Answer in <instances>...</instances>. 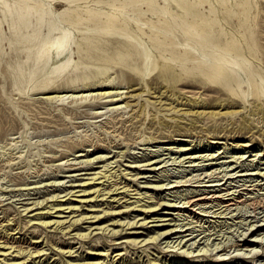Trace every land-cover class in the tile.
Returning <instances> with one entry per match:
<instances>
[{
    "label": "rangeland",
    "instance_id": "1",
    "mask_svg": "<svg viewBox=\"0 0 264 264\" xmlns=\"http://www.w3.org/2000/svg\"><path fill=\"white\" fill-rule=\"evenodd\" d=\"M2 1L14 6H18L19 3H23L22 0ZM25 1L31 3L33 0ZM41 1L42 9L45 12L44 21L42 22L40 29L42 35L47 31V18L49 16H52V21L55 26L60 27L62 30L64 29L66 31H69L70 38L73 40L75 39L76 41H80L82 36L88 35L97 36L95 40H98V38H100V40H110L109 43H111V40H116L114 36H123L121 34L113 33V31L118 28L117 30L126 32L130 36H136L135 39H137L136 41L140 42L141 47L150 49L152 52V56H150L155 58V63L157 65L152 70L150 69V65L152 68V64H150L149 67L145 66L143 68V72H147V74H144V76H142L141 74L135 73L132 69H130L129 65L121 64L118 56H116L115 50L110 47L109 43L108 45L102 43L100 49H91L89 53H83V55L79 59L80 66H83L82 69L88 73H95V77H93L92 75L91 79L88 78L84 81L79 80L71 86H66L64 83H62L56 94H66L64 95L65 98L63 97L64 100L63 98L62 100H60L59 97L47 98V96H49V94H52L53 92L48 93L41 90L32 89L30 87V83H26L25 81H14V76H16L18 72V68L16 67V65H18L20 61L25 59V53L23 50H16L15 43L11 42V40L14 39L10 38V36H14L12 34V28H10L8 21L2 18V14L0 12V220L4 219L7 215L9 217H14V221H12L13 223H18L9 224L7 227L9 232L18 231L17 233L13 234L15 240L11 238L8 244H11V242L14 241V245L20 244L24 247H31L30 249H44V254L35 258L36 260L40 258L41 262L45 261L43 263L40 262V264H53L57 260H61L62 262H60L64 264V259L71 260L72 256H68V253L62 256V254L58 251V246L61 250V248H68L70 243L74 245L73 250H76L73 253L76 254V256H73V259L71 261L73 262L72 264H75L76 262H92L98 260V262H100L102 258L104 260H102V264H132L137 260H140V263L144 264L147 262L143 261H145L146 259L148 260V257L157 255L162 260H165V264H264L263 207L254 209L252 206L246 203H239V207L236 206L238 209H235V206H232L234 209L232 208V210L228 211L224 210L226 211V214L224 211L221 212L224 207L218 209V205L214 206L215 202L212 203L211 201L207 202L209 205L206 203L208 206L206 204H204L205 206L203 205L200 207L199 204L194 206L190 205V208L183 207V209L181 208V210L180 208L166 205L173 203L176 204L177 202L180 204H186L181 203V201H183L185 196L188 195L189 192L193 189L197 191L199 190V192H201L202 189H206V191H210L207 194L215 192V189H217L218 191L219 187L223 188L222 192L226 191H224L225 187L231 190L234 189V192L237 188L235 193L241 191L242 194H244L248 191L247 195L264 193V113L262 117L259 115L253 116L251 113H249V110L246 109L250 108V105L246 106L242 110V106L239 104V99L237 97L235 98V96L228 95L229 93H227L225 89H222V91L220 92L215 91L211 89L210 84H202L191 76L182 75L176 69V73L173 72V74H170L169 78H167L166 80L159 78L158 75L160 72V67L158 65L159 63H157L160 62L159 57L157 54H155L154 48L151 46V43L147 41L148 39L146 37L149 36V33L155 29L154 27L152 30L151 23L153 24V26H157L158 21L156 20V17L151 20L150 11L147 10V7L144 4H142L141 7L146 14L144 12L141 14H136L135 7H133V5L128 6L124 8V10L120 13V16H125L127 14V16H131L130 19H127L126 24H123L122 26H108L103 32H96L94 31V29H100L104 26L102 25V22L95 24H81L79 27H75L69 21L63 20V17L59 14V10L64 8L65 5L62 0ZM92 1L93 0H89V3L91 4H88L93 5L94 2L95 4H98L96 0L93 1V4ZM106 1L107 0H102V2L99 3L100 5L102 4L100 9L103 11H107L110 9V4H108V2ZM158 1L160 4H164L165 2H167L169 5L168 7H170L169 10L171 14L179 22L185 19L187 20V22H190V20H192V18H189V15H184L183 11L180 8H177L171 0ZM209 1H211L212 3H216L213 10H210ZM209 1H206L201 5V10L209 18H211V20L214 15L216 17V20L211 24H206L207 22L202 23L201 25L197 26V30H204L206 28L210 30L213 37L217 38L218 40L234 39L237 43L247 41V43L252 46V51H243V58L249 61L248 63L255 72V77L259 85L264 87V0H246L247 4L245 8L239 4L241 0H226L224 4H220L216 0ZM116 3L118 4V0L116 1ZM1 6L2 2L0 0V9ZM125 10L127 11L125 12ZM81 13L83 15V11H81ZM136 15L139 16V18ZM132 20H135L137 24ZM153 22L155 23V25ZM143 23L146 24L144 25ZM138 25L143 27H141V29L139 30L137 28ZM25 32L26 31H24V33ZM159 35L163 36L162 32L159 33ZM173 36H176V39L178 41L184 43L183 36L185 35H183L179 30H176ZM188 45L191 44L189 43ZM225 49L229 51V56L234 58V50L229 47H225ZM71 52H73L72 57L77 58V55L74 52L73 48ZM110 57H113V60L110 59ZM135 60L139 62L141 61L139 58H136ZM133 62L135 61H131L130 64ZM54 63H58L56 62V57L50 59L49 65L51 64L52 66V64L54 65ZM22 68L24 69L25 74H27L30 69L29 62L23 64ZM106 68L108 69L106 70ZM102 71L104 72L100 75V72ZM140 75L142 76L143 80H141ZM179 75L181 76V79L177 80V77ZM245 75L244 72L241 75V78H243V80H246ZM65 77L66 76H64L63 78ZM23 78H25V76ZM164 81L166 82V84L164 83ZM173 81L175 82L174 88L181 87V92H175L174 97H176V99L171 98V96H163L162 98L164 100H166L167 102L173 101L175 102L173 104H179L178 106L182 107V109L185 110L191 107V109L204 108L207 111L210 110L213 112H219L220 118L218 119V122L221 123V125L219 124V126L220 128L223 127V129H218V131L208 130L206 129V126H208L212 121H209L208 118H203L195 122H191L189 118H191L192 116L189 114L185 115V117H183L182 119V125L188 126V129L184 127L176 130L175 128H173V126L159 128V123L157 122L151 125V122L154 121V119H151V117L153 116L152 113L156 111L155 107L149 106L151 103L146 104L144 100L140 99V97L139 100L125 97L122 98V101H120L119 103L121 105L124 104L123 107L113 108V103H110L108 101L110 98L101 93L102 91L112 88L114 90L118 89L119 91L123 89V95H127L129 94L127 93V91H129L130 89L135 88L136 90L131 91L135 93L139 92L141 88L145 86L146 88H149L150 91L152 89L156 90V92H154V94H156L160 93L159 90L164 89L165 86L167 87V85H169V83H173ZM105 82L107 83V85H105ZM134 84L137 86H135ZM147 84L148 87L146 86ZM242 85L243 89H246V83H242ZM212 86L221 88L220 86H217L215 84H213ZM153 87L157 89H154ZM171 87L172 85H170L169 89ZM187 87L189 90H186ZM182 91L185 92V94ZM168 93L170 92H167V94ZM198 94L200 95L199 99L203 97L209 98V104H207L206 107L198 105L194 106V104L190 103L191 101L189 102L188 97L185 96L192 95L194 97V95L196 96ZM145 97L148 96H142L141 98L144 99ZM148 98L150 100H154V97L152 96ZM221 99L224 100L221 102ZM141 101L142 103L146 104V108L148 110H145L147 111V113H150V115L146 114L148 115V117H144V115L142 114L139 115L140 117H134L135 110L137 109L139 104H141ZM249 102L250 101H247V103ZM147 106H149L150 108ZM132 107L134 109H131ZM232 109H240V112L238 114L236 113L235 115H231L229 113V110ZM159 112L162 113V110H160ZM244 117H246V119L250 121L252 126H254L252 131L244 132L231 128L232 121L239 122L242 121ZM188 122L193 123V125L189 127V124H187ZM236 124L238 123H234L235 126ZM105 126L108 129L105 128ZM212 133L214 134L213 137ZM241 139H244V141H242ZM97 155H104L103 158H108L106 160H98V158H96L98 157ZM88 158L91 160L93 159L94 161L92 160L90 162V160L88 161ZM114 158H116V160ZM79 159H83L81 163ZM154 159H159L158 161L160 162L157 161V163H154L152 165L146 164L148 163V160ZM108 160L111 161V165L112 167H114V169L120 168L121 170L123 168L124 170H122L124 172H129L126 177L127 181L129 182L127 186H129V189H131L129 190V192L131 191V196H133V194L137 195V193H134L135 191L143 192L145 190L152 195L154 194L153 196H156L154 197L156 200L164 202L163 205L158 206L160 209H158V211L152 215H154L155 217L162 216L163 218L169 219H165L162 221H150L147 225H150L152 223V225L161 223H175L167 225V227H174L176 224H178V227L176 229L179 230L177 232L171 233L170 231H168L166 234L159 236V238L157 237L158 241L154 239L155 242H144L145 244H142V242H140L141 244L138 243L135 246V244L133 243L126 244V242L123 241L125 239L133 237L132 231H141L142 234L140 235V237H147L152 233L151 228L146 226H133L131 228L123 229L122 233L116 235L115 238L112 237L110 235V232L108 233L107 230L103 231L102 229H93V232H95H92L93 234L91 233L90 236L81 239H78L76 237L70 239L69 237H73L74 234H64L68 229V221L65 222L62 227L60 226V229L64 228L63 230H61V233L59 231V225L56 226L55 224H53L52 226L47 225L45 227L37 225L34 227L32 226L34 223L28 222L27 219L29 218V214L33 211L27 212V210L24 209L25 206L33 205L32 202L36 198V201L44 200V198L51 199L50 195L52 193H57L60 191L59 193L63 195L65 192H67V189H74L73 187L78 188L77 186L73 185L75 183L81 182L82 179H85L81 177L90 176L89 173L85 172L99 169V167L101 166L98 167V165H101ZM140 164H142V166ZM129 165L139 166L130 167ZM154 166L156 167L154 170L149 169L153 168ZM74 167H76V169H73ZM205 172L208 174L206 175ZM228 173L230 174L228 175ZM189 176L191 179L188 178ZM130 178L132 179L130 180ZM185 178H188L189 180L187 179L186 181ZM194 178L196 179L194 180ZM179 179H181L180 182L178 181ZM58 180L59 183H57ZM182 181L184 184L182 183ZM207 182L208 184L220 182V184L209 186ZM162 184V187H169V185L176 186L164 189L160 188ZM106 185L107 183L105 184V186ZM190 194H192V192H190ZM107 195L108 194H106V197ZM122 195L123 194H119L118 196ZM129 196H124V198H122L120 202L123 199L127 198L129 199L127 201L133 200L134 197ZM65 197L66 196L59 198ZM71 197L74 196L72 195ZM101 197L99 196V198ZM101 201L102 200H97L95 204L99 205H95L94 208L104 207L105 209H109L107 206L105 207V204H101ZM45 202L46 199L42 203ZM112 204L115 205L114 208H116V210L126 209V213L124 212L118 214L117 216L115 215L113 218H111V215L110 218L107 215L104 218H108L104 222H101L102 224L112 223L116 218H120L119 221H132L134 219L136 220V218L140 216H144V214L137 215L138 211L128 210V207L126 208L123 206H117L118 202H112ZM201 208L202 210H200ZM164 209L165 211L171 213L165 214V216H163L162 211H164ZM79 212L80 211H77L75 213L63 212L61 214H68V217L64 216L68 219L71 217L70 215L75 214L72 217L73 219L81 215H77ZM176 212H179L182 217H179ZM55 214H57V212L54 213V215ZM25 215L27 218L25 217ZM52 217L61 218L57 216H45L44 218L50 219ZM147 219H151V217H147ZM5 222L6 221H4V223ZM182 222H184V224ZM250 223H252V225ZM88 224L89 222H83L80 227H75V229L71 232H85L86 230L88 231L89 229L86 227ZM16 225H18V228H16L15 230L13 228L17 227ZM137 225H139V222ZM180 225H183L184 227H181ZM109 226V228L113 227L114 229H118L120 227V225L116 224H109ZM72 227L73 226H71L70 228ZM163 228L165 227H160V225L157 227V229L159 230H162ZM182 228H187V230L180 231ZM98 230L102 231L99 233ZM38 232L39 237H34V235L36 233L38 234ZM242 232L244 234H242ZM215 236H217L218 238ZM230 236L232 237V239ZM260 236L262 237V239ZM228 237H230V239H228ZM180 238H182L183 240L180 242V244L177 245V242ZM251 238L257 240H255L254 242H250ZM2 239L5 238L3 237ZM30 239L32 241H39L34 243L31 242V244L29 242ZM114 239L116 242L122 241V243L113 245L112 243ZM176 239L177 241H175ZM187 239L189 240L186 241ZM211 240L213 242L221 241V244H228L226 247L228 251L227 249L223 251H217L220 248L214 249L215 245H213V242ZM70 241L74 242L72 243ZM184 241H186V244L182 245ZM225 241H227V243ZM234 242L239 243V245H233ZM66 243H69V245H66ZM206 243L208 246L210 245V252L208 250L206 253H204L206 255L209 254L208 256L200 254L201 256L197 255L198 257L196 256L195 258L193 256L190 257V254H197L199 247H202ZM211 243L213 247L211 246ZM131 244L132 246L134 245V247H132ZM94 245L98 246V248L94 247ZM229 245L231 246L229 247ZM179 246H181V249H187V251L192 250V253L189 252V254H186L187 252L185 251L186 253L177 254V252L181 250H177ZM191 246L192 248L193 246H195V249H191ZM55 247L57 248V250ZM237 248L239 249L237 250ZM105 249L110 252H107ZM98 250L107 252L110 255L107 257H97L96 254L89 253L90 251L92 253L95 251L99 252ZM119 251L121 252V254H117L116 256L112 257L116 252ZM254 251L256 252L255 254H253ZM236 253H238V255ZM213 255H216L221 259H217V257ZM0 256L1 263L4 255ZM5 257L7 259V261L5 259V262L11 261V255ZM224 257L225 259L223 260L222 258ZM24 261H26V264H33V260H30L29 257Z\"/></svg>",
    "mask_w": 264,
    "mask_h": 264
},
{
    "label": "bare ground",
    "instance_id": "2",
    "mask_svg": "<svg viewBox=\"0 0 264 264\" xmlns=\"http://www.w3.org/2000/svg\"><path fill=\"white\" fill-rule=\"evenodd\" d=\"M22 1H23L22 4L19 3L18 6H14V5H10L6 2H3L1 0L2 6L0 9V12L2 14V18L7 20L10 28H12V34L14 36H10V38H14V39H12V40L10 39L11 42L15 43L16 50L20 49V50H23L25 53V59L20 61V63L18 65H16V67L18 68V72H17L16 76H14V81L15 82H18V80L25 81L26 83H30V87L32 89L41 90V91L48 92V93L53 92L52 94H49V96H47V98L59 97V99L62 100V98L66 94H60V93L56 94L62 83H64L66 86H71V85H74L79 80L84 81V80H87L88 78L91 79L92 75H93V77H95L94 76L95 73H92V72L88 73L82 69L83 66H80L79 59L83 55V53H89L91 51V49H100L102 43L103 44L105 43L106 45H108L110 40H103V39L100 40V38H98V40H95V38L97 36H88V35L82 36L80 41H76L75 39L73 40L69 36V31H66L64 29L62 30L60 27H57L53 24L52 16H49L47 18V22H48L47 31H46V33H44L42 35L40 29H41V25H42V22L44 21V17H45V12L42 9V1L41 0H33L31 3H28L25 0H22ZM62 1L64 2L65 5H64V8L59 10V14L63 17L62 18L63 20L69 21L75 27H79L81 24H89V23L95 24V23L102 22V25H104V26L100 29H94V31H96V32H103L104 30H106L105 28H107L108 26H110V27H112V25L122 26L123 24H126L127 19H130L131 16H127L128 14L125 16H123V15L120 16L121 11H123L124 8H126L128 6L133 5V7H135L136 14H141L144 12V10H142L141 5L144 4L147 7V10L150 11L151 20L156 17L157 18L156 20L158 21L157 26H153V24L151 23L152 30L154 27H155V29L153 31L151 30L152 32H150L149 36H146V37L148 39L147 41H149L151 43V46L154 48L155 54H157L159 57L160 62H157V63H159L158 65L160 67V72L158 75L159 78L166 80L167 78H169L170 74H173V72L176 73L175 71L178 70L182 75L191 76L195 80H198V82H200L202 84H210L211 89H213L215 91L220 92V91H222V89H225L227 91V93H229L228 95L235 96V98L237 97L239 99V104L242 106L241 107L242 110L246 106L250 105V108H246L249 110V113H251L253 116L259 115L262 117V115L264 113V106H263L264 105V87L259 85V83L255 77V72L253 71V69L250 67V64L248 63L249 61L245 60V58H243V55H242L243 51H245V52H246V50L252 51V46L249 43H247V41L242 42V43H237L234 39L218 40L217 38H214L211 31L206 29V28L204 30H201V29L197 30V26L201 25L202 23L207 22L206 24H208V23L211 24V23H213V21L216 20V17L214 15H213V18L211 20V18H209L201 10V5L204 2L209 1V0H171L172 3H174V5L177 8H180L183 11L184 15H189V18H192V20H190V22H187L186 19L182 20L180 22L178 20H176L175 17L171 14V12L169 10L170 7H168L169 6L168 3L165 2L164 4H160L158 0H118V4L116 3L117 0H107L106 2H108V4H110L109 5L110 9L107 11H103L100 9L102 4L100 5L99 3L102 2V0H96V2L98 4H95V2L93 4V1H94L93 0L92 1L93 5H89V4H91V3H89V0H62ZM216 1L220 4H224L226 0H216ZM105 4H107V3H105ZM239 4L245 8L247 1L241 0V2ZM209 5H210V10H213L214 5H216V3H212L211 1H209ZM79 8H82V9H79ZM81 11H83V15H82ZM126 11L127 10H125V12ZM137 17L139 18V16H137ZM146 21H148V20H146ZM135 23H136V21H135ZM140 25L137 26V28L139 30L141 29V27H143ZM154 25H155V23H154ZM25 29H28V30H25ZM116 30L113 31V33L121 34L123 36H114V38H116V40H111V43H109V44H110V47H112L115 50L116 56H118L120 63L123 65H129L130 69H132L135 73L141 74L142 76H144V74H147V72H143V68L145 66L149 67V65L152 64V68L150 65V69L151 70L154 69L157 64L155 63V58L151 57L152 56L151 50L141 47L140 42L136 41L137 39H135L136 36H130L126 32H122L120 30L116 31ZM176 30H179L183 35H185V36H183L184 37V43H181L180 41H178L176 39V36H173L175 34ZM24 31H26V32L24 33ZM161 32H162L163 36L159 35V33H161ZM189 43L191 45H188ZM225 47H229V48L234 50V54H235L234 58L229 56V51L227 49H225ZM72 48L74 49V52L76 53L77 58L72 57V53H73V52H71ZM54 57H56V62H58V63H54V65L52 64V66H51V64L49 65V61H50V59H53ZM114 58H115V56H114ZM136 58H139L141 61L140 62L136 61L135 60ZM110 59L113 60V57H110ZM133 60L135 62L130 64V62ZM27 62H29V64H30V69H29V72L27 74H25L22 66H23V64H25ZM126 62H127V64H126ZM107 69L108 68H106V70ZM104 71L100 72V75ZM243 72H244V75L246 74L245 75L246 80H243V78H241V75L243 74ZM24 76H25V78H23ZM64 76H66V77L63 78ZM142 76H141V80H143ZM38 78H40V79H38ZM180 79H181V76L179 75L177 77V80H180ZM145 83H146V81H145ZM164 83L166 84L165 81H164ZM167 83H169V82H167ZM242 83H246V85H245L246 89L245 88L243 89ZM213 84L220 86L221 88L213 87L212 86ZM105 85H107V83ZM170 85H172V87L169 89ZM116 86H117V84H116ZM135 86H137V85H135ZM146 86L148 87V84ZM167 87L165 86L164 89L159 90L160 93H156V94H154V92H156V90L152 89L150 91V89L146 88L145 86L143 88H141V90L139 92H135V93L131 92V91L136 90L135 88H132L130 90L128 89L129 91L126 90L127 93H129L127 95L126 94L123 95L124 94L123 93L124 91H122L123 89L121 91H119L118 89L114 90L112 88H109V90H105L102 92L100 91V92L102 94H104L105 96H108L110 98V99L108 98L109 99L108 101L110 103H113V105H114L113 108L123 107L124 104L121 105L119 103H120V101H122V98H125V97L131 98V99L134 98V99H138V100L140 97V99L144 100L146 104L151 103L152 105L150 104L149 106H153L156 108L155 109L156 111L154 113H152L153 116L151 117V119L152 120L154 119V121L151 122V125H153L155 122H157V123H159V125H158L159 128H165L166 126H168V127L173 126V128H175L176 130H179V129L184 128V127L188 129V126L182 125V119H183V117H185V115L189 114L192 116L191 118H189L191 120V122H195V121H197L199 119H203V118H206V119L208 118L209 121H212L208 126H206V129H208V130H215V131L217 130L218 131V129L219 130L223 129V127L220 128L219 124L221 125V123L218 122V119L220 118L219 112H216V111L213 112L210 110L207 111L204 108L203 109H193V108L191 109V107H189V109L185 110V109H182V107H179L178 106L179 104L178 105L173 104V103H175L173 101L167 102L166 100H164L162 98L163 96H171V98L176 99V97H174L175 92H177V91L181 92V87L180 88L178 87L179 89L177 87L174 88L175 87L174 81L171 84L169 83V85H167ZM154 89H157V88H154ZM187 89H188V87L186 88V90ZM143 91H146V92H143ZM167 92H170V93L167 94ZM150 93H153L154 95L150 94ZM183 93L185 94V92H183ZM177 94H179V93H177ZM81 95H83V94H81ZM142 96H148V97L152 96V97H154V100H150L148 97H145L143 99V98H141ZM185 96L188 97L189 102L191 101L190 103L194 104V106L198 105V106L206 107L207 104H209L208 103L209 98L203 97V98L199 99V97H200L199 94L196 96L194 95V97L192 95H185ZM249 96H250V99H249ZM101 97H102V95H101ZM64 98H63V100H64ZM81 98H83V97H81ZM179 99H180V97H179ZM223 100L224 99H221V102ZM247 101H250V102L247 103ZM124 103H127V102H124ZM129 103H131V102H129ZM145 103H142V101H141V104H139V106L135 110L134 117H140L139 115H141V114L144 115V117H146V116L148 117V115H150V113H147V111L145 110V109H147ZM149 106H147V107H149ZM110 108H112V107H110ZM183 108H185V107H183ZM131 109H134V108L132 107ZM160 110H162V113L159 112ZM239 110L240 109H238V110L232 109V110H229V113L231 115L232 114L235 115L236 113L238 114L240 112ZM146 114H148V115H146ZM191 122L187 123V124H189V127L193 125V123H191ZM234 123H238V124H236V126H235ZM231 125H232V127H231L232 129L240 130V131H244V132L252 131V129L254 128V126H252V124L250 123V121L248 119H246V117H244L243 120L239 121V122L232 121ZM116 126H117V124H116ZM105 128H107V127L105 126ZM156 128H158V127H156ZM213 136H214V134L212 133V137ZM241 140L244 141V139H241ZM238 144H241V143H238ZM103 156L101 155L98 157H96V156H94V157L98 158V160H106L108 158V157L103 158ZM114 159L116 160V158H114ZM82 160L83 159L80 160V163L82 162ZM89 160L91 162L93 159L91 160L88 158V161ZM158 160L159 159L148 160L147 161L148 163H146V164L152 165L154 163H157ZM158 162H160V161H158ZM135 164H136V162H135ZM140 165L142 166V164H140ZM99 166H101V167H99ZM129 166L130 167L131 166L137 167L139 165H129ZM98 167H99V169H97V170L85 172V173H89L90 176L81 177V178H85V179H82L81 182L75 183L73 185V186H77L78 188L73 187L74 189H69V190L67 189V192H65L63 195H61V193H59L60 191L59 192L56 191L57 193H52L50 195L51 199L44 198V200L46 199L45 203H42L44 200H37L36 201V199H37L36 198L32 202L33 205H36V206H33V205L25 206L24 209L27 210V212L33 211L32 213L29 214V218L27 219L28 222L34 223L32 225L34 227L37 225H41V226L45 227L47 225L52 226L53 224H55L56 226L59 225V229H60V226L62 227V225L68 221L69 222V224L67 223L68 229L66 231L64 230L65 231L64 234H68V235L74 234L73 237H69L70 239H72L74 237L81 239V238H85L87 236H90V234L93 232V229H102L103 231L107 230V232L108 233L110 232V235L115 238L116 235L122 233L123 229L131 228L133 226H146V227L151 228L152 233L149 234L147 237H140V235L142 234L141 231H132L133 237L125 239L123 241V242H126V244L127 243L128 244L133 243V244H135V246L140 242H142V244L144 242H146V243L151 242L152 243V241H154V239L158 241L159 236L166 234L168 231H170L172 233V232H177L179 230V229H176L178 227V224H176L174 227L173 226L169 227V228L167 227V225H171V224H175V223L155 224V223H157V222H155L154 223L155 225H152L153 223L150 225H147V224H149L150 221H162L165 219H169V218H163L162 216L161 217H159V216L155 217L154 215H152V214H155L158 211V209H160L158 206L163 205L164 202H162L160 200H159L160 201L159 202L158 200H156L154 198V197H156V196H153L154 194L152 195V194L146 192L145 190L143 192L135 191L134 193H137V195L133 194V196H131L130 195L131 191L129 192V190H131V189H129V186H127L129 182L127 181V177H126L129 172H127L126 170H125L126 172H124L123 168H122L123 170L122 169L120 170V168L114 169V167H112V165H111V161H109V160L105 161L103 164L98 165ZM155 168L156 167L154 166L153 168H149V169L154 170ZM73 169H76V167H74ZM205 174L207 175L208 173L205 172ZM229 174L230 173H228V175ZM248 174H251V173H248ZM226 175H227V173H226ZM143 176H145V175H143ZM188 178H190V176ZM131 179L132 178H130V180ZM187 179L185 178L186 181H187ZM195 179L196 178H194V180ZM213 179H215V178H213ZM70 180H72V179H70ZM209 180H212V179H209ZM178 181L180 182L181 179H179ZM57 183H59V180ZM106 183H107V185L105 186ZM182 183H183V181H182ZM198 183H199V181H198ZM207 184H208V182H207ZM218 184H220V182L219 183H211V184L209 183L208 185L209 186H215ZM46 185H47V183H46ZM156 185H158V184H156ZM241 185H240V187H241ZM36 186H38V185H36ZM162 186H163V184L161 185L160 188L165 189V188H170V187H173L176 185H169V187H162ZM155 188H157V187H155ZM244 188H246V187H244ZM36 190H38V189H36ZM232 190L224 187L225 192H222L223 188L219 187L218 191H220V192H218L217 189H215L214 190L215 192H212L211 194H207L210 191H206V189L205 190L202 189L201 192H199V190L197 191V190L193 189L192 191H190V192H192V194H190V192H189V194L185 196L184 200L181 201V203H186V204H180L177 202L176 204L173 203V204H166V205L173 206L176 208H180V210H181V208L183 209V207H189L190 208V205L194 206V205L199 204V207H200V206H203L204 204H206L208 201H211L212 203L215 202L214 206L218 205V209L224 207V209H222L221 212L224 210H226V211L232 210V208H233L232 206H235V209H236L237 208L236 206L239 207V205H240L239 203H246V204L252 206L254 209L258 208V207L264 208V193H262V194L256 193V195H254V194L253 195L252 194L247 195V193H248L247 190H246L247 192H245L244 194H242L241 191L240 192L238 191L237 193H235L237 188L235 189V192H234V189H232ZM153 193H154V191H153ZM106 194H108L107 197H106ZM119 194H123V195L118 196ZM72 195L74 197H71ZM127 195L128 196L130 195L129 197H134L133 200L127 201V200H129L127 198V199H123L120 202V200L122 198H124V196H127ZM63 196H66V197L65 198H59V197H63ZM99 196L100 197L102 196V197L99 198ZM108 197H109V199H108ZM97 200L98 201L102 200L101 204L102 203L105 204V207L107 206L109 209H105L104 207L94 208L95 205H99V204H95ZM49 201H51V202H49ZM166 201H169V200H166ZM112 202H118L117 206H123L126 208L128 207V210L138 211L137 215L144 214V216H140V217L136 218V220L134 219L132 221L131 220L119 221L120 218L119 219L116 218L117 220L115 219V220H113L112 223H109V224L120 225V227L118 229H114L112 226H111L112 228H109L110 226L108 223L107 224L101 223V222H104L108 218V217L107 218H104V217H106L108 215L110 218V215H111V218H113L115 215L117 216L118 214H121L124 212L126 213V209L116 210V208H114L115 205L112 204ZM170 203H172V202H170ZM85 205H88V206H85ZM111 208H114V209H111ZM205 209H206V207H205ZM211 209H210V211H211ZM200 210H202V208ZM77 211H80L77 215H79V214H81V215L78 217H75L73 219H72V217L75 214L70 215L71 217L69 216L70 217L69 219L66 218V217H68V214L67 215L61 214L63 212L75 213ZM226 211H224V212L226 213ZM56 212H57V214L54 215V213H56ZM82 213H84V214H82ZM162 213H163V216H165V214H170L171 212L165 211V209H164V211H162ZM211 213H214V212H211ZM177 214L179 217L181 216V214L179 212ZM26 215H25V217H26ZM4 216H5V214H4ZM45 216H47V217L57 216V217H61V218H53L52 217L50 219H45L44 218ZM64 216H66V217H64ZM221 216H222V213H221ZM231 216H232V214H231ZM147 217H151V219H147ZM4 221H6V222L4 223ZM12 221H14V217H9L7 215L4 219L0 220V255H4L3 256L4 258H2L1 263H5V264H26V261H24V260L29 257L30 260H33L32 261L33 264H40L41 259L38 258L36 260L35 258L37 256H42V254H44V252H45L44 249H38V248L30 249L31 247L29 248L28 246L24 247L20 244L14 245V241L11 242V244H8L11 238L14 239L13 234L18 232V231H13V232L8 231L7 227L9 224H18L17 222L13 223ZM83 222H89V224L86 226L89 229L88 231L86 230L85 232H81V231L80 232L79 231L71 232L72 230L75 229V227H77V226L80 227ZM138 222H139V225H137ZM182 223L184 224V222H182ZM250 224L252 225V223H250ZM159 225H160V227H165V228H163L162 230H159V229H157V227ZM16 226L17 227H14L13 229L16 230V228H18V225H16ZM71 226H73V227L70 228ZM180 226L182 227L183 225H180ZM63 229L61 228L59 230L60 233H61V230H63ZM172 230H174V231H172ZM185 230H187V228H185V229L182 228L180 231H185ZM32 231H34V230H32ZM98 231H99V233L101 232L100 230H98ZM146 233H148V232H146ZM188 233H190V232H188ZM242 234H244V233L242 232ZM105 236H107V235H105ZM238 236H239V234H238ZM3 237L5 239H2ZM34 237H39V232H38V234L36 233L34 235ZM215 237H217V236H215ZM230 237H228V239H230ZM258 237H259V235H258ZM223 238H224V236H223ZM209 239H208V241H209ZM231 239H232V237H231ZM261 239H262V237H261ZM88 240H89V238H88ZM148 240H151V241H148ZM182 240L183 239L180 238L177 242V245L180 244V242ZM188 240L189 239H187L186 241H188ZM255 240H257V239L251 238L250 242H254ZM38 241L39 240L32 241L30 239L29 242L34 243V242H38ZM83 241H84V239H83ZM175 241H177V239ZM186 241H184L182 243V245L186 244ZM70 242L73 243L74 241H70ZM225 242L227 243V241H225ZM64 243H65V241H64ZM69 243L68 244L66 243V245H69ZM118 243H122V241L116 242L114 239L112 244L114 245V244H118ZM171 244H172V242H171ZM106 245H108V244H106ZM213 245H215L214 249L220 248L217 251H223V250L227 249L226 247L228 244L227 245L225 243L221 244V241H219V242L215 241V242H213ZM233 245H239V243L234 242ZM73 246L74 245H72L70 243L68 248H65V249L61 248V250L59 249V246H58V251L62 254V256L64 254H67V253H68V256H72L71 260L70 259H64L63 260L64 264H72L73 263V262H71L73 259V256L74 257L76 256V254H73L74 251H76L75 249L73 250ZM131 246H132V244H131ZM181 246H179L177 248V250L181 249ZM203 246H205V247H203ZM203 246L199 247L197 254H195V255L190 254V257L193 256L195 258L197 255H200V254L205 256L206 254H204V253H206L209 250L210 245L208 246L206 243ZM211 246H212V243H211ZM230 246L231 245H229V247ZM94 247L98 248V246H95V245H94ZM132 247H134V245ZM194 247L195 246H193V248ZM193 248L191 246V249H193ZM109 249H110V247H109ZM126 249H128V248H126ZM146 249H147V247H146ZM238 249L239 248H237V250ZM248 249H250V248H248ZM56 250H57V248H56ZM245 250H246V248H245ZM191 251H187V249H181L177 252V254L178 253L189 254V252H191ZM217 251H216V253H217ZM227 251H228V249H227ZM107 252H110V251H107ZM107 252H102V251L96 252L95 251L92 253L90 251L89 253L96 254L97 257L98 256L107 257L110 255ZM209 252H210V250H209ZM50 253H51V251H50ZM255 253L256 252L254 251L253 254H255ZM117 254H121V252L120 251L116 252L115 255H113L112 257L116 256ZM175 254H176V252H175ZM236 254L238 255V253H236ZM253 254H251V255H253ZM8 255L12 256L11 261L5 262V259H6L5 256H8ZM208 255H206V256H208ZM220 255H221V252H220ZM120 256H122V255H120ZM213 256H216V255H213ZM241 256H243V255H241ZM150 257H148L149 258L148 260L146 259L145 261H143V262H147L144 264H165V260H162L161 258H159L158 255L153 256L151 258ZM250 257H248V258H250ZM21 258H22V260H21ZM219 258L220 257H217V259H219ZM0 259H1V256H0ZM222 259L224 260L225 257ZM102 260H103V258H102ZM102 260L100 262H98L99 260L98 261H92V262L91 261L76 262L75 264H102ZM6 261H7V259H6ZM60 261L57 260L53 264H63V263H61L62 261L61 262ZM43 262H45V261H42L41 263H43ZM140 262H141L140 260H137L136 262H134L132 264H143Z\"/></svg>",
    "mask_w": 264,
    "mask_h": 264
}]
</instances>
